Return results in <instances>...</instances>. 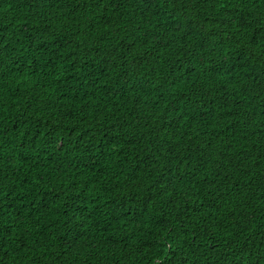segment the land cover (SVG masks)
Here are the masks:
<instances>
[{
	"label": "trees",
	"instance_id": "obj_1",
	"mask_svg": "<svg viewBox=\"0 0 264 264\" xmlns=\"http://www.w3.org/2000/svg\"><path fill=\"white\" fill-rule=\"evenodd\" d=\"M0 264H264V0H0Z\"/></svg>",
	"mask_w": 264,
	"mask_h": 264
}]
</instances>
